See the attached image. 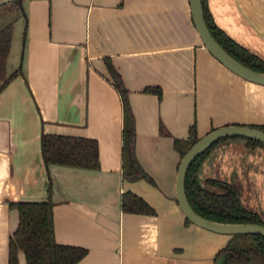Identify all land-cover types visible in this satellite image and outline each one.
I'll return each mask as SVG.
<instances>
[{"label": "crops", "instance_id": "crops-1", "mask_svg": "<svg viewBox=\"0 0 264 264\" xmlns=\"http://www.w3.org/2000/svg\"><path fill=\"white\" fill-rule=\"evenodd\" d=\"M204 3L216 27L264 62V0ZM21 10L24 47L13 61L12 37L7 59V71L21 73L0 90V264H9L19 221L11 203L48 199L55 240L86 248L73 264H215L231 235L184 221L174 138L186 139L193 123L198 137L225 124L264 125V85L208 51L190 0H22ZM108 61L129 91L135 153L154 183L123 178L122 102ZM43 133L96 139L99 166L46 164ZM197 177L216 191L207 179L231 184L264 220L263 145L221 139ZM124 191L154 212L122 210ZM16 264H26L22 250Z\"/></svg>", "mask_w": 264, "mask_h": 264}, {"label": "trees", "instance_id": "trees-1", "mask_svg": "<svg viewBox=\"0 0 264 264\" xmlns=\"http://www.w3.org/2000/svg\"><path fill=\"white\" fill-rule=\"evenodd\" d=\"M9 3L10 10H13V4L21 6V0H10ZM202 5L206 23L213 36L224 49L246 66L264 72V62L229 39L211 20L204 0H202ZM12 37L13 25L10 21L0 28V90L10 79L21 73L20 67L11 72L7 71V59ZM106 63L112 76L113 85L118 90L122 102L121 159L123 178L127 180L143 178L150 183H154L153 179L141 166L135 153L136 132L134 114L129 101V91L124 86L120 74L112 63L109 61ZM144 90L156 92L158 96L161 95L160 88L145 87ZM250 126L264 130V125ZM224 138L227 137L221 139ZM197 139L194 123L190 125L189 135L186 139L174 138V147L179 152L180 159ZM245 139L248 144H261L264 146L263 143L257 140ZM41 144L43 159L46 164L58 163L88 168L99 166L98 143L94 138L43 133ZM209 148L192 160L186 172L185 191L194 210L201 216L216 221L264 224V220L260 218L258 213L248 210L242 205L236 189L231 184L218 179H207L211 186L222 191L209 189L200 184L197 177L198 168ZM11 205L17 209L19 221L9 242V264H16L18 250L24 252L26 264H73L84 256L86 248L59 243L55 240L53 203L50 199L46 201H17L12 202ZM121 208L129 212H154L153 208L143 198L130 191L122 193ZM184 221L191 223L185 216ZM224 250L232 253L226 259L225 264H264V236L262 235L232 234L226 246L216 253L215 258Z\"/></svg>", "mask_w": 264, "mask_h": 264}, {"label": "water", "instance_id": "water-1", "mask_svg": "<svg viewBox=\"0 0 264 264\" xmlns=\"http://www.w3.org/2000/svg\"><path fill=\"white\" fill-rule=\"evenodd\" d=\"M194 25L208 51L233 73L240 77L264 85V72L252 69L229 54L211 33L204 16L202 0H190ZM223 137H243L257 140L264 144V130L247 124H225L215 127L198 137L183 154L179 161L175 179L177 203L183 215L191 222L202 228L223 234H259L264 236V224L255 222H222L205 218L198 214L190 204L185 191V177L192 160ZM232 253L222 251L216 258L215 264H225Z\"/></svg>", "mask_w": 264, "mask_h": 264}, {"label": "rangeland", "instance_id": "rangeland-1", "mask_svg": "<svg viewBox=\"0 0 264 264\" xmlns=\"http://www.w3.org/2000/svg\"><path fill=\"white\" fill-rule=\"evenodd\" d=\"M22 2V0H21ZM13 10H10V3L0 4V26L12 21L13 25V42L12 51L10 57L14 61L16 55L21 54L22 48L24 47V33L26 27V19L21 6L13 4ZM10 60V61H12Z\"/></svg>", "mask_w": 264, "mask_h": 264}, {"label": "built area", "instance_id": "built-area-1", "mask_svg": "<svg viewBox=\"0 0 264 264\" xmlns=\"http://www.w3.org/2000/svg\"><path fill=\"white\" fill-rule=\"evenodd\" d=\"M5 1H10V0H5Z\"/></svg>", "mask_w": 264, "mask_h": 264}]
</instances>
